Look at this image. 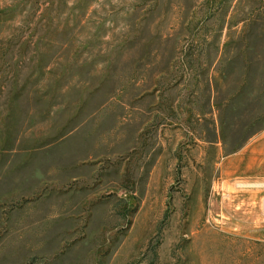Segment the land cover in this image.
Wrapping results in <instances>:
<instances>
[{
  "label": "rangeland",
  "instance_id": "374dc122",
  "mask_svg": "<svg viewBox=\"0 0 264 264\" xmlns=\"http://www.w3.org/2000/svg\"><path fill=\"white\" fill-rule=\"evenodd\" d=\"M0 264H264V0H0Z\"/></svg>",
  "mask_w": 264,
  "mask_h": 264
}]
</instances>
